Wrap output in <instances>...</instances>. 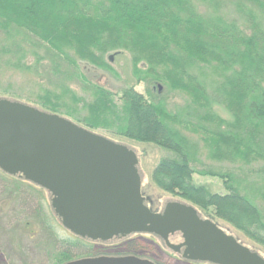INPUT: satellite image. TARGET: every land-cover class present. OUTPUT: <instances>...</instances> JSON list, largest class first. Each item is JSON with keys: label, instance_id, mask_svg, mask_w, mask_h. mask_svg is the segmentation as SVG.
Returning a JSON list of instances; mask_svg holds the SVG:
<instances>
[{"label": "trees", "instance_id": "obj_1", "mask_svg": "<svg viewBox=\"0 0 264 264\" xmlns=\"http://www.w3.org/2000/svg\"><path fill=\"white\" fill-rule=\"evenodd\" d=\"M198 1L210 14L201 13L195 0H0V33L12 45L42 52L59 71V88L38 97L40 110L103 136L170 152L154 170V185L200 213L211 210L264 246V187L247 190L235 174L196 169L202 148L218 163L256 164L260 179L264 173V0ZM230 9L236 18L223 13ZM121 52L131 55L138 83L157 86V95L146 97L133 87L116 95L79 70L81 62L113 73L111 54ZM206 79L216 81L213 93ZM74 80L82 81L90 100L65 83ZM162 89L186 96L189 111L172 113L159 97ZM214 104L232 121L214 113ZM195 175L223 180L226 194L210 193ZM51 229L44 230L49 237ZM76 238L63 248L55 239L53 264L82 259L73 247L85 240Z\"/></svg>", "mask_w": 264, "mask_h": 264}, {"label": "water", "instance_id": "obj_2", "mask_svg": "<svg viewBox=\"0 0 264 264\" xmlns=\"http://www.w3.org/2000/svg\"><path fill=\"white\" fill-rule=\"evenodd\" d=\"M161 90V87H160ZM135 151L39 108L0 99V170L51 196L58 221L98 243L153 235L183 260L264 264L192 205L169 202L153 212L143 196ZM66 264H155L136 256L85 258Z\"/></svg>", "mask_w": 264, "mask_h": 264}, {"label": "rangeland", "instance_id": "obj_3", "mask_svg": "<svg viewBox=\"0 0 264 264\" xmlns=\"http://www.w3.org/2000/svg\"><path fill=\"white\" fill-rule=\"evenodd\" d=\"M195 3L201 13L210 14L211 11L207 6L198 0H195ZM223 13L229 19L236 18L232 9L225 10ZM111 55H114L110 63L113 73L79 62V70L89 83L104 87L116 95L130 87L135 88L146 97H148L147 93L157 95V86L149 87L148 83H138L133 76L132 57L128 52ZM59 74V71L55 70V65L45 58L42 52L37 54L36 51L33 52L25 45L21 47L12 45L0 33V99H8L39 108L38 97L43 94V91H56L59 88ZM205 82L209 92L213 93L216 81L206 79ZM65 83L70 85L77 96L86 100L91 99L81 80ZM162 91L159 97L164 100L165 105L172 113L185 114L189 111V99L186 96L169 92L167 89H162ZM213 110L223 119L232 121V115L223 106L214 104ZM106 137L130 147L136 152L142 178L143 195L150 199L151 210L161 212L169 202L187 203L161 191L152 180L154 170L160 161L164 157H172L173 154L154 144ZM194 139L197 140L195 137ZM200 145L202 146V144ZM201 151L202 154H200L196 166L197 171L217 176L232 173L243 181L247 190L257 192L263 189L264 173H262L261 179L258 177L259 173H255L258 165L218 163L209 158L202 148ZM262 164H259V167L264 172ZM194 181L207 187L212 194L223 195L227 192L223 180L217 177L195 175ZM201 213L204 218H214V222L221 228L264 257V246L256 244L230 224L216 218L211 210L206 213L201 210ZM47 226L52 228L53 237H49L48 233L44 231ZM56 238L60 240L57 242V246L60 248H63L65 242H68L67 246H69L77 239L57 220L52 209L50 194L30 183L9 178L0 172V264H53L50 255L54 249ZM73 253L77 258L136 256L150 260L155 264H191L170 252L160 239L149 235L132 236L128 241L110 242L98 246L94 245V242L85 241L83 245L73 247Z\"/></svg>", "mask_w": 264, "mask_h": 264}, {"label": "flooded vegetation", "instance_id": "obj_4", "mask_svg": "<svg viewBox=\"0 0 264 264\" xmlns=\"http://www.w3.org/2000/svg\"><path fill=\"white\" fill-rule=\"evenodd\" d=\"M100 245V244H99Z\"/></svg>", "mask_w": 264, "mask_h": 264}]
</instances>
